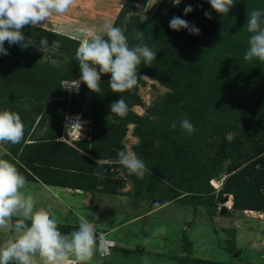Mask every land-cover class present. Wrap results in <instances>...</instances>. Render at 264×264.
Instances as JSON below:
<instances>
[{"label": "trees", "instance_id": "obj_1", "mask_svg": "<svg viewBox=\"0 0 264 264\" xmlns=\"http://www.w3.org/2000/svg\"><path fill=\"white\" fill-rule=\"evenodd\" d=\"M145 2L140 1L141 5ZM173 3L174 0H161L157 11L142 19L135 13L134 0L124 1L113 20L114 26L125 30L130 44L138 42L133 39L132 33L143 31L144 42L157 51L156 60L150 66L140 65L138 84L130 92H112L107 79L101 81L100 94L91 92L84 83L78 92L72 93L69 111L93 118L90 140L75 141L74 146L56 138L60 135L67 105V92L60 85L64 80L80 77L76 59L79 35L72 37L40 26L23 29L26 37L37 42L44 37L49 46L56 42V47H59L51 52V56L57 62L49 59L42 61L37 47L22 49L19 45L5 43L9 54H0V110L17 112L25 124L22 141L15 145L8 143L15 157L11 155L13 158L9 156L6 160L16 165L27 181L69 186L72 190L80 187L84 191L114 193L117 181L113 177L114 172L108 170L111 165L96 160L118 159V152L114 149L118 147L123 151L121 140L126 126L135 123L133 133L139 137V142L133 148L145 163L154 151L164 150L171 137L183 143L188 156L183 176L190 179L188 189L198 196L189 202L204 204L210 212L216 206L213 195H209L214 190L209 179L218 177L223 167L215 164V155L208 158V164L201 160L204 150L196 143L198 134L201 129L217 122L219 128L229 122L235 130L250 124L255 128L262 127L256 131L251 149L235 151V148L226 147L221 151L222 157H230L231 162L218 195L231 194L233 209L264 212V117L249 120L246 114L260 111L259 106L264 107V63L245 61L243 58L250 35L247 31L248 16L253 10L264 11V0H235L234 7L225 16L216 13L208 0H181L179 5ZM186 5L193 8L187 15L183 12ZM205 11L210 13L211 19L204 16ZM127 14L129 19L123 22ZM173 16L198 27L199 34H191L186 29H170L169 21ZM143 75L167 88L158 97L157 107L149 110L157 114V120L137 115L130 109L132 105L141 103L137 90L138 85L145 84ZM260 80L263 82L258 87ZM120 96L128 105V114L123 119L110 111V105ZM250 103L253 107L245 111ZM182 110L186 111L180 114ZM185 116L195 127L191 135L179 127V121ZM173 122H177L175 129L170 127ZM39 129L44 130L39 133ZM157 138L159 143L154 147ZM251 151L255 158L248 161ZM113 166L123 167L120 163ZM166 166L164 179L169 178L177 168L174 164ZM97 170L104 172V179H98L93 174ZM183 182L179 184L182 188L187 186ZM158 197L164 199L166 196L161 193ZM233 238L227 241L225 247L221 246L230 259L240 250L235 247ZM186 257L178 256L177 259L182 262ZM187 259L190 263L198 261ZM210 263L224 264L218 261Z\"/></svg>", "mask_w": 264, "mask_h": 264}, {"label": "rangeland", "instance_id": "obj_2", "mask_svg": "<svg viewBox=\"0 0 264 264\" xmlns=\"http://www.w3.org/2000/svg\"><path fill=\"white\" fill-rule=\"evenodd\" d=\"M124 1L74 0L73 6L68 12L53 13L50 19L40 26L65 34L72 32L75 35L92 30L99 31L104 23L113 22ZM140 1L134 0L135 13L143 19L145 16L151 15L154 10L157 11L161 0H157L155 4H153L155 0H146L143 5ZM128 15L123 22H127ZM56 44L55 42L54 45H50L44 52L37 49L41 54L42 61L45 59L52 62L58 61L51 56V52L57 50ZM143 78L145 84L138 85L137 90L141 103L132 105L130 109L137 115L157 120V114H153L149 110L151 107H157L158 97L167 88L147 75H143ZM75 79L79 80V78ZM262 82L263 80H260L257 83L258 87ZM82 83L80 82V84ZM71 95L72 93L65 95L67 100L65 112L66 110L70 112ZM252 107L253 105L250 103L244 110L247 111ZM259 107L260 111L246 113L249 120L264 117V107ZM185 111L182 110L180 114ZM185 117L187 118V116ZM88 118L92 125L93 118ZM244 120L249 121L247 118ZM134 125L135 123L127 124L126 133L121 143L123 151L137 155L133 146L139 142V137L133 133ZM218 125L219 122L201 129L196 143L204 150L202 161L208 164V158L215 155V164L222 165L223 170L219 176H213L218 179L220 190L227 176L226 169L231 162L230 157H222L224 155L221 151L226 147H230L232 150L235 148V151L251 149L256 139V131H260L262 127L256 126L255 128L247 124L241 126L239 130H235L229 122L225 127L219 128ZM43 130L39 129L37 132L41 133ZM158 143L159 138L155 140L154 147H157ZM114 150L121 151L118 147H115ZM252 154L251 151L248 161L255 158ZM11 155L13 154L9 150L8 143L0 144V159H9ZM187 160L188 156L183 143L175 137H171L164 150L154 151L151 158L145 163L149 172L143 179L127 174V170L121 166H113L119 164L118 159L96 160L101 164L111 165L108 170L114 172L113 177L117 181L115 183L116 191L109 194L88 192L81 198L75 195L69 200L73 210L68 211L64 217L60 216V212L65 213L68 204H70L66 198L67 191L57 187L48 186L49 188H47V185L39 181H27L24 191L30 192L35 197L36 208L50 209L52 213L56 211L55 213L62 218L75 219V214L82 219L94 216L101 226L111 225L113 222L125 219L132 222L123 224L108 235L107 238L115 240L116 246L111 248L110 254L105 257H101L97 252L91 264H144L145 258L148 259V264H211L210 262L214 261L224 264H264V212L233 209L230 198L227 202L229 207H226V211L220 214L219 210L223 208L220 200L226 193L219 196V190L209 192V195H213V202L216 206L210 212L204 204L193 205L190 203L189 200H194L198 196L192 194V191L188 189L190 179L183 176ZM167 164H174L177 168L172 171L169 178L164 179L163 173L166 171ZM207 164L205 165L207 166ZM182 182L187 186L180 187ZM161 193L166 196L165 200L159 199L158 195ZM103 218L106 221L103 222ZM161 225L167 228V232L154 236V229ZM15 235L14 232L7 229H0V243L14 238ZM98 236H103V234ZM231 238L235 240V247L240 249L232 259L221 247L222 245L225 247ZM120 247L122 249H119ZM178 256L187 257L181 262L177 259ZM187 258H194L198 261L190 263ZM37 261L39 264L38 258Z\"/></svg>", "mask_w": 264, "mask_h": 264}, {"label": "clouds", "instance_id": "obj_3", "mask_svg": "<svg viewBox=\"0 0 264 264\" xmlns=\"http://www.w3.org/2000/svg\"><path fill=\"white\" fill-rule=\"evenodd\" d=\"M73 3L74 0H0V54H9L5 43L19 45L22 49L34 46L44 52L49 47L47 38H41L37 42L34 38L26 37L23 29L26 26L39 27L46 23L53 13L68 12ZM155 3L157 0L153 4ZM180 3L181 0H174L173 4ZM208 3L216 13L225 16L234 7L235 0H208ZM192 11L191 5H186L183 9L185 15ZM204 16L212 18L207 11ZM169 27L175 31L186 29L194 35L200 32L198 27L179 16L170 19ZM247 31L250 35L244 60H258L264 63V11L257 9L250 12ZM132 37L138 42L130 44L125 30L114 26L113 22L104 23L99 31L80 33L76 50L80 68L79 80L74 79L73 83L60 86L71 85L78 92L81 86L79 83L83 82L91 92L100 94L101 75L110 74L108 85L112 92L120 94L132 91L139 81L140 65H152L157 54V51L144 42L143 31H134ZM110 111L123 119L128 114V105L121 97L110 105ZM170 127L175 129L177 122H173ZM179 127L189 135L195 131L194 125L186 117L179 121ZM78 131L80 137V125ZM90 131L91 123L87 132L88 138L80 140L89 141ZM24 132L25 124L17 112L0 110V144H18L24 138ZM117 157L128 173L138 179H143L149 172L145 162L135 153L120 151ZM93 174L98 179L105 178L104 172L100 170ZM209 183L214 191L219 190L218 179L212 177ZM26 184V177L13 163L0 159V229H7L16 234L14 238L0 243V264H38L37 256L39 264H67L70 258L75 259V264H91L97 252L101 257L110 254L108 248L98 247L96 228L87 219H82L78 228L71 233H61L54 213L50 209L35 207V197L24 191ZM65 189L81 191L79 188ZM227 195L231 196L232 202V195ZM221 206L227 207L223 204ZM166 232L167 228L161 225L154 229L153 235L159 236ZM115 246L114 241L111 248ZM144 264H148L147 258Z\"/></svg>", "mask_w": 264, "mask_h": 264}, {"label": "built area", "instance_id": "obj_4", "mask_svg": "<svg viewBox=\"0 0 264 264\" xmlns=\"http://www.w3.org/2000/svg\"><path fill=\"white\" fill-rule=\"evenodd\" d=\"M73 81L74 80H64L62 82V85L65 83L71 84L73 83ZM79 86H80V83H79ZM62 90L67 93L76 92V90L72 88L71 85L62 86ZM79 125H80V137H79V131H78ZM89 130H90L89 118L83 117L78 112H68L66 110L63 120L61 122V132H60V135L56 138V140L74 146L75 141L88 138L87 132ZM103 236H98L97 238L98 247L100 249L108 248L110 252V248L114 245V241L109 238H106L105 236L103 237Z\"/></svg>", "mask_w": 264, "mask_h": 264}, {"label": "crops", "instance_id": "obj_5", "mask_svg": "<svg viewBox=\"0 0 264 264\" xmlns=\"http://www.w3.org/2000/svg\"><path fill=\"white\" fill-rule=\"evenodd\" d=\"M122 6V5H121ZM112 22V21H111ZM41 27V26H40ZM43 28V27H42ZM55 31H58V30H55ZM61 33H64V32H61ZM65 34V33H64ZM67 35H70L72 37H76L78 36V34L75 35V33H72L70 32V34L67 33ZM41 183V182H40ZM45 185V184H44ZM47 185V188L49 187H57L58 189H61L63 191H67L65 188L69 187V186H49ZM70 188V187H69ZM76 188H79L81 189L80 187H76ZM72 189V188H71ZM88 192H91V191H84L81 189L80 192H75V191H67V202H69V200H71V197H74L75 195H78L79 198H81L82 196H85L84 194L88 193ZM95 193V192H94ZM106 194V193H104ZM108 194V193H107ZM231 198V196H229ZM80 200V199H79ZM231 200V199H230ZM72 203L68 204V209L65 211V213H61L60 212V216L64 217L66 215V213L68 211H70L72 209V207L70 206ZM73 210V209H72ZM56 212V211H55ZM54 212V213H55ZM105 215V214H103ZM57 213L54 214V218L57 220L58 222V228L59 230L61 231V233L63 234H68V233H71L72 231L76 230L78 228V225L80 223V221L82 220L81 217H79L78 215L75 214V219H69V218H62L60 217ZM143 216V215H142ZM92 217V218H91ZM89 217L87 220L90 222V223H93V225L95 226L96 228V234H97V237L99 234H103L104 236L108 237V235L114 231L115 229H117L118 227L122 226L123 224L125 223H129L131 221H129L128 219H125V220H122V221H119V222H113L111 225H103L101 226L99 223H97L98 221L95 220L94 216H91ZM103 222L106 221L105 218H103ZM137 221V220H136ZM132 223V222H131ZM12 232V231H11ZM13 233V232H12ZM110 238V237H109ZM113 239V238H111ZM114 240V239H113ZM115 241V240H114ZM121 248V247H120ZM119 248V249H120ZM38 260H39V257L37 256ZM67 264H75V259L74 258H70L69 261L67 262Z\"/></svg>", "mask_w": 264, "mask_h": 264}, {"label": "water", "instance_id": "obj_6", "mask_svg": "<svg viewBox=\"0 0 264 264\" xmlns=\"http://www.w3.org/2000/svg\"><path fill=\"white\" fill-rule=\"evenodd\" d=\"M97 68H98V66H97ZM107 79H110V74H102L101 75V81H104V80H107ZM228 198V195L226 194V195H224L223 197H222V199L220 200V203L223 201V200H225V199H227ZM226 207H223V208H221L220 210H219V213L220 214H223L225 211H226Z\"/></svg>", "mask_w": 264, "mask_h": 264}, {"label": "bare ground", "instance_id": "obj_7", "mask_svg": "<svg viewBox=\"0 0 264 264\" xmlns=\"http://www.w3.org/2000/svg\"><path fill=\"white\" fill-rule=\"evenodd\" d=\"M229 199H230V197H229V195H228V198L225 199V200H223V201L221 202V204H223L224 206L229 207V206L227 205V202H228Z\"/></svg>", "mask_w": 264, "mask_h": 264}]
</instances>
